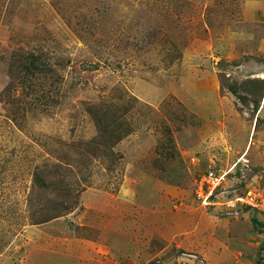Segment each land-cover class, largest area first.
Listing matches in <instances>:
<instances>
[{
    "label": "rangeland",
    "instance_id": "1",
    "mask_svg": "<svg viewBox=\"0 0 264 264\" xmlns=\"http://www.w3.org/2000/svg\"><path fill=\"white\" fill-rule=\"evenodd\" d=\"M246 189L264 0H0V264H256Z\"/></svg>",
    "mask_w": 264,
    "mask_h": 264
},
{
    "label": "built area",
    "instance_id": "2",
    "mask_svg": "<svg viewBox=\"0 0 264 264\" xmlns=\"http://www.w3.org/2000/svg\"><path fill=\"white\" fill-rule=\"evenodd\" d=\"M226 174L217 175L213 170L209 169L203 174L197 175L194 181L195 194L202 204L213 205L217 203V201L213 200V197H217V191H220L221 194L227 191L223 189V180ZM223 204L226 206L227 212L235 218L239 217L244 211L247 213L255 212L262 218V223L264 224V192L256 189H246L241 195L230 198ZM257 220L259 221V219ZM258 260V264H264V246L258 252Z\"/></svg>",
    "mask_w": 264,
    "mask_h": 264
},
{
    "label": "trees",
    "instance_id": "3",
    "mask_svg": "<svg viewBox=\"0 0 264 264\" xmlns=\"http://www.w3.org/2000/svg\"><path fill=\"white\" fill-rule=\"evenodd\" d=\"M26 61H27V62H26ZM26 61H25V65H24V70H25V71L28 70L29 67L34 68V67L36 66V64H37V58L34 57L33 54H29V55L27 56V60H26ZM26 63H27V64H26ZM252 222H253V225H254L255 227L262 229V230H261V233H262L263 236H264V224L261 223L260 221H258V220H257L256 218H254V217L252 218ZM263 246H264V237H263L262 243H261V245H260V247H259V250L262 249ZM257 257H258V256H257ZM258 263H259V260H258V258H257L256 264H258Z\"/></svg>",
    "mask_w": 264,
    "mask_h": 264
}]
</instances>
